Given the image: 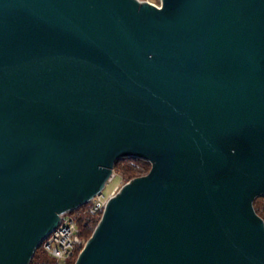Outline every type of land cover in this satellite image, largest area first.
Wrapping results in <instances>:
<instances>
[{
  "label": "water",
  "instance_id": "obj_1",
  "mask_svg": "<svg viewBox=\"0 0 264 264\" xmlns=\"http://www.w3.org/2000/svg\"><path fill=\"white\" fill-rule=\"evenodd\" d=\"M131 158L75 264H264V0H0V264Z\"/></svg>",
  "mask_w": 264,
  "mask_h": 264
},
{
  "label": "built area",
  "instance_id": "obj_2",
  "mask_svg": "<svg viewBox=\"0 0 264 264\" xmlns=\"http://www.w3.org/2000/svg\"><path fill=\"white\" fill-rule=\"evenodd\" d=\"M137 1L156 7L161 6V2L155 3L151 0ZM107 202L108 198H105L104 194L98 195L89 203L78 208L80 209V213L77 216L75 212L78 209L61 216L58 226L41 244L43 250L55 261V264H66L81 253L88 240L83 235L84 233L79 221L85 216L99 217L101 219Z\"/></svg>",
  "mask_w": 264,
  "mask_h": 264
},
{
  "label": "trees",
  "instance_id": "obj_3",
  "mask_svg": "<svg viewBox=\"0 0 264 264\" xmlns=\"http://www.w3.org/2000/svg\"><path fill=\"white\" fill-rule=\"evenodd\" d=\"M134 162V164H132ZM114 169L125 170L123 175L128 181L138 177L147 175L151 170V164L143 159L131 158L129 160L123 159L116 162ZM254 208L256 213L264 220V197H258L254 201ZM76 216L80 213V209L76 210ZM80 227L83 230L84 237L89 240L93 235L96 227L100 222L99 217L85 216L80 221ZM76 259H71L66 264H75ZM30 264H55V261L43 250L40 246Z\"/></svg>",
  "mask_w": 264,
  "mask_h": 264
},
{
  "label": "rangeland",
  "instance_id": "obj_4",
  "mask_svg": "<svg viewBox=\"0 0 264 264\" xmlns=\"http://www.w3.org/2000/svg\"><path fill=\"white\" fill-rule=\"evenodd\" d=\"M151 1L155 3L161 2V0H151ZM132 164H134V162ZM124 171L125 170L123 169H114V177L112 178L111 181L107 183L106 187L103 190V194L105 198H109L113 194H117L125 184L131 181V180L128 181L126 178H124L123 175ZM74 258L77 260L78 255H76Z\"/></svg>",
  "mask_w": 264,
  "mask_h": 264
}]
</instances>
